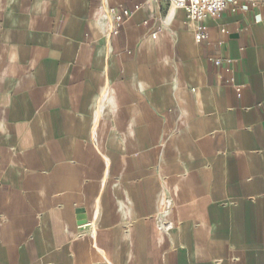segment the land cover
Returning a JSON list of instances; mask_svg holds the SVG:
<instances>
[{"label":"crops","instance_id":"0c3cea01","mask_svg":"<svg viewBox=\"0 0 264 264\" xmlns=\"http://www.w3.org/2000/svg\"><path fill=\"white\" fill-rule=\"evenodd\" d=\"M200 25L0 0V264H264V0Z\"/></svg>","mask_w":264,"mask_h":264},{"label":"built area","instance_id":"2783aa9c","mask_svg":"<svg viewBox=\"0 0 264 264\" xmlns=\"http://www.w3.org/2000/svg\"><path fill=\"white\" fill-rule=\"evenodd\" d=\"M171 8L183 9L187 12L189 20L195 25L196 40L206 39L207 33L200 25L208 17L221 16L229 6H239L241 2L254 3L256 0H166ZM235 10V9H234ZM103 28L108 35H118L121 28L132 13L125 8H101ZM220 65V61H215ZM167 205L169 203L167 202Z\"/></svg>","mask_w":264,"mask_h":264}]
</instances>
